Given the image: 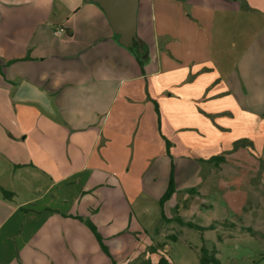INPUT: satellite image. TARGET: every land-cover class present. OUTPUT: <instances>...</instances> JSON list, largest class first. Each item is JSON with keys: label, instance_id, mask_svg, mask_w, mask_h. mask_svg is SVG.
<instances>
[{"label": "crops", "instance_id": "obj_1", "mask_svg": "<svg viewBox=\"0 0 264 264\" xmlns=\"http://www.w3.org/2000/svg\"><path fill=\"white\" fill-rule=\"evenodd\" d=\"M136 34L142 65L93 2L0 0V264H111L79 217L124 264L144 170L177 192L203 147L264 137V0H139Z\"/></svg>", "mask_w": 264, "mask_h": 264}, {"label": "rangeland", "instance_id": "obj_2", "mask_svg": "<svg viewBox=\"0 0 264 264\" xmlns=\"http://www.w3.org/2000/svg\"><path fill=\"white\" fill-rule=\"evenodd\" d=\"M247 13L243 10L233 14V18L246 17ZM248 16L253 17L252 13ZM142 49L135 54L144 60L147 46ZM257 133L251 142L237 141L238 149L234 145L231 153L221 152L224 145H215L194 154L202 158L222 155L224 162L221 167L216 161L203 160L200 175L194 178L188 174L185 179L187 185L196 183L175 191L173 201L168 199L161 204V196H154L153 189L157 190L163 181L160 170L147 169L142 175L139 171L142 186L147 190L137 186L139 193L135 190L138 195L131 201L132 212L127 219L129 229L115 240L121 241L123 248L130 240L139 241L135 242L138 247L150 246L138 254L132 250V258L124 264H155L161 257L167 260L166 264H200L202 246L209 251L215 248L221 264H264V137ZM152 155L158 156V152ZM156 171V181L150 185ZM185 182L181 180L179 184ZM162 213L170 218L163 219ZM121 255L122 259L126 256L123 251Z\"/></svg>", "mask_w": 264, "mask_h": 264}, {"label": "water", "instance_id": "obj_3", "mask_svg": "<svg viewBox=\"0 0 264 264\" xmlns=\"http://www.w3.org/2000/svg\"><path fill=\"white\" fill-rule=\"evenodd\" d=\"M97 4L104 12L109 25L122 46L130 49L142 50L140 40L137 37V10L139 0H84ZM14 98L16 100L33 101L47 110H51L46 95L37 87L21 83Z\"/></svg>", "mask_w": 264, "mask_h": 264}, {"label": "trees", "instance_id": "obj_4", "mask_svg": "<svg viewBox=\"0 0 264 264\" xmlns=\"http://www.w3.org/2000/svg\"><path fill=\"white\" fill-rule=\"evenodd\" d=\"M130 50H131V52H133L135 54L136 47L130 48ZM136 57H137L138 62L142 65V59H140L138 56H136ZM222 159H223V157L221 155L220 156H214L211 158V160H216L217 162L222 161ZM174 191H175V187H174L172 178H170L167 189L165 190V192L162 194L161 198L159 199L160 203L163 204L164 201L168 200L171 197V195L174 193ZM2 193H3V196H6L9 194V192H6L5 190H2ZM162 218L165 219V216L163 213H162ZM79 219L83 220L84 223L90 228V230L92 231L93 235L95 236L97 242L99 243L101 250L110 258L111 264H118L116 262V260L113 259L112 255L110 254L108 247L104 244L103 237L98 232L96 226L88 219H83L81 217H79ZM178 220L180 221L179 218H178ZM187 223L190 227L192 226V224L190 222H187ZM200 228L202 229V227H200ZM215 254H216L215 248H213L212 251H209L206 247L202 246L200 249V255H199L200 264H221L219 259L216 257ZM166 263H167V260L164 257H161L159 259V261L155 264H166ZM139 264H153V263L141 261Z\"/></svg>", "mask_w": 264, "mask_h": 264}, {"label": "built area", "instance_id": "obj_5", "mask_svg": "<svg viewBox=\"0 0 264 264\" xmlns=\"http://www.w3.org/2000/svg\"><path fill=\"white\" fill-rule=\"evenodd\" d=\"M62 32V29L61 28H56V30L54 31L55 34H59Z\"/></svg>", "mask_w": 264, "mask_h": 264}]
</instances>
